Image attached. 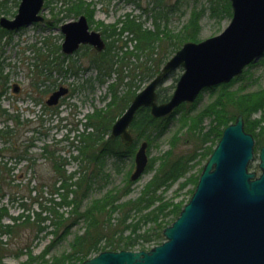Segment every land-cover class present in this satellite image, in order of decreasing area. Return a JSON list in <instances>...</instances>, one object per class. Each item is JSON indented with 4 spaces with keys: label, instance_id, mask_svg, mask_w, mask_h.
Returning <instances> with one entry per match:
<instances>
[{
    "label": "trees",
    "instance_id": "trees-1",
    "mask_svg": "<svg viewBox=\"0 0 264 264\" xmlns=\"http://www.w3.org/2000/svg\"><path fill=\"white\" fill-rule=\"evenodd\" d=\"M61 1L63 2L62 8L60 7L59 12L54 15V25L66 17L84 15L89 25H94V29L100 30L106 37L124 33L130 35L131 40L135 41V51L146 56V60L145 63L134 65V69L129 68L130 71L124 74L122 70L128 65L127 63L125 65L124 61L127 58L130 60L134 55L139 60L138 54L125 52L120 59H116V57L112 59L113 55L109 57L110 44L102 52L91 50L92 54H88L89 66L96 70L98 79L101 82H105V78L107 79L113 74L117 79L108 85L111 102L108 104L107 111L98 110L89 116L87 123H84V129L81 132L77 131V135L73 138L74 141L80 143L76 146L77 153L73 156V159L86 163L87 167L79 165L80 167L68 171L65 167L67 164L66 159L50 149L47 144L43 145L39 154L29 153L33 147L32 139H27L23 146L16 137L17 126L23 124L20 122L19 115L9 113L8 109L0 104V122L5 123L0 127V264H5L3 259L8 253L5 247L6 241H3L2 237H10L14 228L22 225L34 231V238H38L39 235L43 234V236H51V240L46 246V251L41 255H33L29 244L24 245L17 252L15 251V257H20L23 252H26L27 255L26 261L19 264H77L102 251H141L146 250L145 246L150 243H153L152 246L158 245L164 240L163 229L176 219L184 205L181 200L173 201L171 199L166 201L161 194L182 178L183 181L178 186L179 190L191 184L193 189L190 193H193L202 168L195 179L186 175L197 160L203 159L204 162L208 160L224 128L234 122L237 115H242L244 130L253 136L255 149L259 150L261 146H264V125H262L264 118V87L254 92L244 91L245 88L242 86L240 89H231L235 83L243 80V77L248 73V68L254 64L248 66L242 75L233 78L229 83L211 88L210 91L215 90L217 95L210 105L198 113L197 119H192V113L196 104L200 101L201 95L192 104H181L166 118L155 119L150 115L148 108L139 109L130 126V132L134 140L129 146H125L119 138H109L111 125L124 112L132 98L141 89L140 82L151 80L164 62L183 43L197 41L199 23L205 9L204 7H200L198 10L192 9L183 29L177 34L170 31L167 24L160 29L158 20L162 16L166 19L172 7L178 6L183 0H176L174 3L168 0L166 1L165 12L154 11L155 30L153 31L144 29L141 23L127 14L123 21H119L122 25L118 30L115 31L114 25H111L113 31L107 33V25L94 23V1ZM126 1L135 2L137 0ZM153 5L156 8L160 5L163 7V2L154 0ZM221 7H224L227 16L231 15L229 1L222 0L220 3L217 2L216 5H210L211 17H219L222 12ZM6 10V6L0 2V15L5 14ZM60 12H65V14L58 17ZM7 33L0 28V39L6 36ZM83 48L89 51L88 46H83ZM41 49L35 50L37 52L36 57H39L38 59L43 62L46 68L50 71L56 68L58 72L67 70L68 65L65 69L63 68L65 61L68 60L67 58L58 60L55 66H52L51 63L57 57L49 62L42 59L43 56L44 59L52 56L60 47L48 49L45 55L41 52ZM119 70L124 74L123 76L118 74ZM125 79L127 80L125 81ZM136 79H139L138 84L134 83ZM121 83L125 86V90L120 93L119 85ZM7 84V76L3 74L0 68V103L1 97L8 90ZM157 96L160 102L166 101L170 97L168 89L157 90ZM257 112L260 113L259 119L252 117ZM205 115L211 117L214 122V125L208 130L199 127ZM174 119L184 126V132L182 133L185 136V142L192 145L189 151L175 153L177 144L182 138L175 132L169 149L158 158L157 168L154 169L152 176L143 185L135 198L123 201V198L130 193V186L134 183L127 177L125 184L121 187L110 189L100 198L89 202L88 198L93 182L99 175L98 171L103 168L104 158L114 157L118 161L133 158L138 140L141 138L146 140L149 147L155 138L163 134L169 123ZM6 121H11L12 124L8 125ZM8 155L9 160H6ZM42 155L46 157L52 168L48 175H38V169L41 165L37 162L38 157ZM13 159H15V165L27 160L28 165L25 167V172L14 173L15 165L8 164ZM155 162L156 159L149 158L145 173L153 170ZM88 165L91 166L90 170H87ZM248 168L256 171L258 165L252 162ZM9 193L10 198L8 200L10 203L16 201L15 195L17 193H21L19 204L22 211L15 216L9 215L7 204L3 203L6 194ZM5 217H8L11 222L3 223L2 220ZM80 221L84 224L83 231L70 242L69 252L54 255L48 259L46 255H48L49 249L51 250L52 247L69 235L72 228Z\"/></svg>",
    "mask_w": 264,
    "mask_h": 264
},
{
    "label": "water",
    "instance_id": "water-1",
    "mask_svg": "<svg viewBox=\"0 0 264 264\" xmlns=\"http://www.w3.org/2000/svg\"><path fill=\"white\" fill-rule=\"evenodd\" d=\"M229 1L232 15L227 27L216 36L184 43L115 120L110 138L119 137L124 145H131L129 127L140 108H149L154 118L167 117L182 103H193L203 89L241 75L264 55V0ZM43 3L20 0L12 19L0 18V27L13 31L42 22ZM60 31L65 55L80 45L97 52L105 48L100 32L90 30L84 15L64 23ZM179 67L183 73L170 98L158 102L156 90ZM67 92L60 86L48 96L46 105H57ZM146 149L143 141L135 152L131 181L146 169ZM258 159V172H248L254 160V139L238 115L223 130L189 201L163 229L161 244L147 251H103L78 264H264V146Z\"/></svg>",
    "mask_w": 264,
    "mask_h": 264
},
{
    "label": "rangeland",
    "instance_id": "rangeland-1",
    "mask_svg": "<svg viewBox=\"0 0 264 264\" xmlns=\"http://www.w3.org/2000/svg\"><path fill=\"white\" fill-rule=\"evenodd\" d=\"M85 1L95 2V12L93 16L94 23H103L104 25H107L108 31H106L107 33H110L111 30L113 31L111 25H114L115 31L118 30L122 25L120 22L123 21L127 14L141 23L144 29L149 31L155 30L153 19L154 11L165 12L166 1L168 0H160L163 2V7L160 5V7L157 8L153 5L154 0H137L135 2L126 0ZM169 1L174 3L176 0ZM0 2H2L7 8V12L0 16L9 19L13 18L16 14L20 0H0ZM217 2L220 3L222 0H183L178 6L175 5L172 7L166 19L162 16V18L158 20L160 24L159 28L162 29L167 24L168 29L174 34H177L183 29L191 10H198L200 7H204L205 12L200 19V28L196 42L216 36L226 28L231 17V15L227 16L225 14L224 7H221L222 12L219 10L221 12L219 17H211L210 5H216ZM62 4L63 2L61 0H51V2L50 0H45V8L41 13L45 19L44 23L32 24L18 31L9 32L6 36H3L0 39V68L8 79V90L1 97L0 104L2 107L7 108L9 113L19 115L20 122L23 124L17 126L16 129L18 132L16 137L23 146L27 139H32L33 147L30 149L29 153L39 154L43 145L47 144L50 146V149H53L57 154L66 159L67 164L65 167L68 171H72L79 165H81V167H84V165L87 167L86 163L73 159V156L77 153L76 146L80 145V143L74 141L73 138L78 132H81L84 129V123H87L89 116L93 115L98 110L105 111L108 108V104L111 102L108 85L115 82L117 78H115V74H113L111 77L107 79L105 78V82H101L98 79L96 70L91 68L88 63L87 56L90 53L92 54L93 51L90 47L89 51H87L81 46L75 53L66 57L61 54L63 35L59 30L60 25L70 19H77V17H66L60 24L58 23L54 25V15L59 12L60 7L62 8ZM1 12H3V10H1ZM64 14L65 12H60L58 17H61ZM90 28L95 30L94 25L90 26ZM101 35L105 44H110L111 46L109 57L113 55L112 59L114 57L120 59L125 52H132V54L139 55V60L134 55L130 60L127 58L124 61L125 65L126 63L128 64L122 70L124 71V74L129 72L131 68L134 69V65L136 66L138 63L140 64L142 62L145 63L146 56L135 51V41H132L131 36L127 33L122 35L114 34L110 37H106L102 33ZM58 47H60V49H58L59 51L57 50L52 56L45 59L43 56L42 59L45 60V62H49L57 57V59L51 63L52 66H55L58 63V60L67 58L68 60L65 61L63 67L65 69L67 65L69 66L66 71L62 70L61 72H58L56 68H53L50 71L43 65V62L38 59L39 57H36L37 52L35 50H38V48H42L41 52L45 55L48 49H55ZM181 73L182 69H176L169 78L161 84L158 90L168 89V93L171 95ZM118 74L120 76L124 75L121 73V70L118 71ZM126 80L127 79H125V81ZM148 82L149 81L146 80L140 82L141 89H143ZM134 83L138 84L139 79L134 80ZM13 86L17 87L16 92H14ZM60 86L68 88L67 95L62 98L58 105L48 107L45 104V100L52 91ZM241 86L245 88L244 91L249 92H254L259 88L264 87V56L256 61L252 67L248 68V73L243 77V80L235 83L231 89H240ZM124 90L125 86L121 83L119 85L120 93ZM216 95L217 92L215 90L204 91L192 113V119L196 117L198 118V113L210 105L214 101ZM204 117L205 118L199 127L208 130L214 125V122L211 117L206 115ZM252 117L259 119L260 113L257 112ZM26 120L28 121L27 123ZM4 124L5 123L1 121L0 127ZM7 124L11 125L12 122L8 121ZM181 125L183 126V124L176 119L172 120L163 134L158 138H155L151 145L147 147L148 157L156 159L153 170L144 173L130 186V193L123 198V201L125 199H133L139 194L143 185L152 176L154 169L157 168L159 163L158 158L169 149L172 136L175 132L182 137L177 144L175 153H185L192 148L191 144L185 142V136L182 133L184 132V126L182 127ZM262 125H264V118ZM142 141L146 140L142 138L138 140L136 147ZM254 154L257 158L258 150L254 149ZM8 158L9 155L6 156V160H9ZM38 159L37 163H40L41 165L40 169H38V175H48L52 170L50 163L43 155L39 156ZM14 160L15 159L11 160L8 164L12 166L15 165ZM27 163L26 160L22 161L20 164H16L14 173H20L21 171L25 172V167L28 165ZM256 163L257 160L254 164ZM204 164L205 162L203 159L199 161L197 160L186 176L195 179ZM90 168L91 166L88 165L87 170H90ZM133 169V158H126L122 161H118L114 157L104 158L103 168L98 171L99 175L93 182L92 190L88 198L89 202L93 199L100 198L110 189L124 185L127 177L130 180V175L133 172ZM182 181L183 178L179 179L161 194L166 201L171 199H173V201L181 200L183 204H185L189 200L193 185H187L184 189L179 190L178 186ZM16 182L18 183V181ZM23 183L24 181L22 184ZM20 194L21 193H17L15 195L17 199L12 203L8 200V198H10V193L6 194L3 203H5V205L7 204L9 215L15 216L22 211L19 204ZM22 194L24 193L22 192ZM2 222L10 223L11 220L8 217H5ZM83 227V222H78L76 226L72 228L69 235L52 247L51 250L49 249V253L46 257L50 259L51 256L68 253L70 250V242L76 235L82 233ZM34 235L35 233L32 229H28L26 226L22 225L15 227L10 237H2L3 241H6L5 247L8 250L7 255L3 259V263L19 264L25 262L27 259L26 252H23L20 257H15L14 252H17L18 249L23 248L26 244L30 245L32 254L35 256L41 255L46 251V246L50 243L51 236H43V234H41L38 238H34ZM152 245L153 243L146 245V250L150 249Z\"/></svg>",
    "mask_w": 264,
    "mask_h": 264
},
{
    "label": "flooded vegetation",
    "instance_id": "flooded-vegetation-1",
    "mask_svg": "<svg viewBox=\"0 0 264 264\" xmlns=\"http://www.w3.org/2000/svg\"><path fill=\"white\" fill-rule=\"evenodd\" d=\"M17 89V88H16Z\"/></svg>",
    "mask_w": 264,
    "mask_h": 264
}]
</instances>
